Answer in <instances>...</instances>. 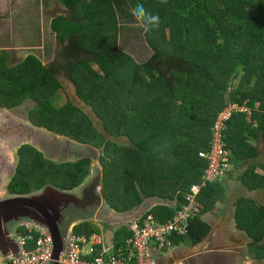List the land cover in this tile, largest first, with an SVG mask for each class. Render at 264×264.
Returning a JSON list of instances; mask_svg holds the SVG:
<instances>
[{
	"label": "trees",
	"instance_id": "16d2710c",
	"mask_svg": "<svg viewBox=\"0 0 264 264\" xmlns=\"http://www.w3.org/2000/svg\"><path fill=\"white\" fill-rule=\"evenodd\" d=\"M55 1L67 9L66 17L49 23L62 45L57 58L45 67L29 55L7 68L1 74L0 99L10 106L32 99L37 103L31 117L35 126L102 148L100 194L110 209L127 213L147 199L177 195L179 209L191 186L201 183L207 164L198 154L209 151L211 127L228 103L249 110L231 113L222 132L231 165L245 168L239 181L246 190L264 189V177L248 165L258 157L253 143L264 141V0ZM137 3L160 17L159 27L148 34L132 15ZM130 28L152 51L142 63L118 47L120 35ZM59 75L73 84L76 98L90 108L103 133L126 138L128 144L105 138L71 102L56 108L58 91H63ZM89 171L88 160L50 163L25 147L16 177L21 181L13 180L7 191L26 196L49 185L72 192ZM224 194L216 184L200 191L202 214L191 220L187 237L173 240L174 247H195L207 237L209 227L200 217L212 212ZM149 214L167 222L175 212L158 207ZM233 220L250 240L252 258L264 262V209L238 199ZM94 232L87 224L74 231L86 236ZM128 236L122 229L118 238L122 242Z\"/></svg>",
	"mask_w": 264,
	"mask_h": 264
},
{
	"label": "built area",
	"instance_id": "2783aa9c",
	"mask_svg": "<svg viewBox=\"0 0 264 264\" xmlns=\"http://www.w3.org/2000/svg\"><path fill=\"white\" fill-rule=\"evenodd\" d=\"M238 107L227 105L216 117L211 127L209 151L198 154L207 164L201 183L191 186L184 195L183 203L167 222H159L152 214H145L131 222L128 227L131 236L121 248L99 249L101 240L97 235L68 234L57 260H53V241L47 229L33 223H21L11 233L17 248L16 257L0 256V264H157L155 253L162 255L172 247L174 239L187 237L191 220L202 214V207L197 201L200 191L208 184H222L224 175L229 173L231 154L224 147L222 132L231 113L248 112L246 107Z\"/></svg>",
	"mask_w": 264,
	"mask_h": 264
},
{
	"label": "rangeland",
	"instance_id": "374dc122",
	"mask_svg": "<svg viewBox=\"0 0 264 264\" xmlns=\"http://www.w3.org/2000/svg\"><path fill=\"white\" fill-rule=\"evenodd\" d=\"M5 4H2L0 2V12L4 13L6 12V8L9 6L11 11H10V16L11 14L14 16L15 14L17 17L15 18V21L17 22L16 29L20 30V27L18 26V23L21 21L24 24H27L26 31L23 32L25 35L23 37V34L21 35V38H19V42L17 45L14 47L16 51V55L19 56L18 58H25L26 55L32 54L36 56V58L45 66L48 67L54 59H56V56L59 53L60 46L58 45V42L56 41L55 37L50 34L49 31V22L52 20L51 17H53L55 14L61 13L60 11L49 8L47 11H41L39 7L42 6V0H5L2 1ZM39 3V6H35L36 4ZM42 9V8H41ZM43 10V9H42ZM20 16L23 17L20 18ZM63 16H67L66 13L63 14ZM35 23V25H33ZM35 29V30H34ZM41 30H43L41 32ZM33 32V33H32ZM21 34L19 32L18 36ZM27 35V36H26ZM27 37V38H26ZM26 38V39H25ZM22 39V40H21ZM118 47L121 50L128 51L133 55V58L138 62L142 63L143 61H146L152 54L151 49L148 47L146 44L144 38L141 36V34L137 33L136 31L132 30L131 28L128 31L123 32L120 35L119 41H118ZM21 48V49H20ZM93 67L96 68V65L91 63ZM58 79L60 80L62 84L63 91H58V97L56 99V102H54L55 107H59L63 105L66 101L71 102L72 104L76 105L79 107L93 122L94 127L96 128L97 131H99L101 134L105 136V138H108L104 133L101 128V124L98 121V119L94 116L90 108L85 106L81 101H79L76 98L75 91L73 84L64 76L59 75ZM236 80L231 84L233 87L236 84ZM227 102H230L227 100ZM228 105H236L234 103H228ZM237 106V105H236ZM238 107V106H237ZM239 108V107H238ZM248 110V109H247ZM222 113V112H221ZM221 113H218L217 117L220 116ZM246 114H249V110ZM16 116V115H15ZM15 118V117H14ZM13 118V115L8 116V120L6 121L7 123H11L13 126L16 123H19V118L16 116V120ZM217 119V118H216ZM215 122V120H214ZM213 122V123H214ZM22 125V124H21ZM111 141H114L118 145L122 144H128V141L126 138H108ZM254 140L250 138L248 142L253 143ZM2 145V143H1ZM253 145L256 146L258 150V157L255 160H251L248 162V165H255L256 170L255 172L258 174H261V176L264 177V141H255ZM97 154L103 153L102 148L100 150H96ZM86 156V155H85ZM102 157V156H101ZM100 157V158H101ZM97 162L99 163V159ZM60 162L62 160L58 159ZM56 162H59V161ZM78 161L76 158H69L65 160V162L68 163H74ZM96 162V163H97ZM92 163V161H90ZM229 172L228 174L224 175V180L228 179L227 177H232L233 179L238 180V178L241 175V169L237 168L236 166L231 165L230 159H229ZM262 166V167H261ZM234 167V168H233ZM100 168V167H99ZM2 170V169H1ZM95 172L91 175L94 176ZM3 176V174H1ZM90 177V176H89ZM89 177L87 179H89ZM90 177V178H91ZM87 179L85 182L81 185H85L87 183ZM90 180V179H89ZM6 182V181H5ZM1 182V184H3ZM7 183V182H6ZM6 183H4L2 187V191H6ZM217 185V184H216ZM222 185V184H221ZM80 186V187H81ZM79 187V188H80ZM78 188V189H79ZM238 190L236 191L235 189L232 191L233 194L228 195V193L225 196V202H228L226 204V208H229L233 204H235L238 199H243L245 198L246 200H251L255 204L256 207H260L264 209V189L259 190V191H254L253 194L250 195V193H247L244 189L241 187L237 186ZM5 190V191H4ZM100 193V191H99ZM6 195V193H5ZM7 196V195H6ZM5 196V197H6ZM232 196H235L232 198ZM79 215H84L87 217H90V214H85L81 211H69L67 213V216L69 219L67 221L73 220V217L79 216ZM65 216V214H64ZM212 218V217H211ZM228 221L229 220H225ZM211 222H214L213 220ZM225 223V222H224ZM220 224L217 225L215 228L214 224H212V229L209 233V238L205 240L196 250L190 251L188 248L180 247L178 249H175V251H171L169 256H171L176 262H180V258H177V255L180 254H185L184 257L182 258H190L191 257V262L193 261L194 264H207L205 262V259L208 258V260H212V263H214V260L217 259V262H227L230 264V261H233L237 255V264H264L263 262H256L254 259H252V254L250 253V249L248 248L247 250V245L249 243V240L244 237L242 234L243 233H234V235H231L228 232V224L227 222L222 225L221 227V232H219L217 229L219 228ZM65 233V230L62 228V234ZM237 248V251H236ZM182 249V250H181ZM223 249V250H219ZM217 251V252H216ZM168 252V251H167ZM212 252H215L218 254V256L221 257V259H218V257H215L216 255L212 254ZM166 255H164L165 257ZM216 258V259H215ZM224 258V260H223Z\"/></svg>",
	"mask_w": 264,
	"mask_h": 264
},
{
	"label": "water",
	"instance_id": "95a60500",
	"mask_svg": "<svg viewBox=\"0 0 264 264\" xmlns=\"http://www.w3.org/2000/svg\"><path fill=\"white\" fill-rule=\"evenodd\" d=\"M22 133L25 135V140L29 144L38 145L43 154H50L59 159L68 155V159L74 157L78 161L93 162L90 175L93 172L95 175L79 188L77 194L45 186L37 193L0 199V256L2 258L16 257L17 248L11 239L12 230L18 224L33 223L47 229L53 241V260H57L63 250L64 239L73 231V220L67 221L69 219L67 213L74 210L90 214V217L81 216L85 223L92 217L94 210L100 209V212L104 210V201L99 194L102 173L96 163L102 153L97 154L96 148L90 145L77 144L69 138H61L58 135H46L38 130L26 133L22 130ZM62 228L65 230L64 234H62ZM161 259L162 256L155 253L157 264L161 262Z\"/></svg>",
	"mask_w": 264,
	"mask_h": 264
},
{
	"label": "flooded vegetation",
	"instance_id": "af4514ba",
	"mask_svg": "<svg viewBox=\"0 0 264 264\" xmlns=\"http://www.w3.org/2000/svg\"><path fill=\"white\" fill-rule=\"evenodd\" d=\"M10 11L11 9L8 6L6 8V12L4 13L0 12V80H1L2 72L6 73L7 68H11L21 63L27 56L32 55V54H28L23 59V58H18L19 56L15 54L17 50L14 47L19 42V38H21V35L23 34V32L26 31L27 24H24L21 21L18 23V26L20 27L19 32H21V34L18 36L19 32L16 29L17 22L15 21V18L17 17V15L15 14L13 16L11 14L10 16L9 15ZM20 18L23 19L22 16H20ZM33 25H35V23H33ZM42 31L43 30H41V32ZM51 35L54 36L53 34ZM24 36L25 35L23 34V37ZM2 66H5L6 68H2ZM10 74L11 73L9 71V77H11V79L14 80V76L16 75H10ZM9 84H11L10 81L7 82V85ZM4 101L11 103V100L9 99H4ZM36 108H37V103L34 100L29 99V98L22 99L18 103H14V105L12 106L8 105L7 103L2 104V100L0 99V199H9V198L14 197L8 193L7 187L18 176L17 172H18V166L20 162V155L22 151L25 150V147H30V149H33L36 153H39L42 156L43 160L48 161L50 163H55V164L68 163V162H60L58 160L59 158H56L50 154H47V155L43 154L39 150L38 145L29 144L25 140L24 138L25 135L22 133V129H21V123H26L30 126L37 127L31 121L32 115L37 113V111H35ZM9 115L11 116L13 115V118L15 117L14 118L15 120L17 116L19 118L18 120L19 123L14 124V126L11 123H7L6 121L8 120ZM37 129H41L46 135H51V134L57 135L54 132L44 127H37ZM58 136L61 138H67L61 135H58ZM68 157H69L68 155H64L60 157V159L67 160ZM57 160L59 162H56ZM1 174H3V176H1ZM3 181L4 183L7 182L6 191L4 190L5 192L2 191V187L4 183L1 184V182ZM16 181H21V180L18 177ZM5 193L7 196L5 195ZM212 254L216 255L215 257H218V259H221V257L218 256L217 253L212 252ZM184 255L185 254L183 253L182 254L179 253V255H177V258H182L184 257ZM161 260L162 261L159 264H178L171 256H167L166 258L161 259ZM184 262L183 264H194V262L193 261L191 262L190 260L189 261L186 260ZM205 262L207 264H228L227 262H225V260L222 263L217 262V259L214 260V263H212V260L211 259L208 260V258L205 259ZM230 264H233V261H230Z\"/></svg>",
	"mask_w": 264,
	"mask_h": 264
},
{
	"label": "crops",
	"instance_id": "0c3cea01",
	"mask_svg": "<svg viewBox=\"0 0 264 264\" xmlns=\"http://www.w3.org/2000/svg\"><path fill=\"white\" fill-rule=\"evenodd\" d=\"M2 1H5V0H0V2L2 4H5ZM40 4H42V6L39 7V8L43 12L49 10L50 7L61 12V13L55 14L53 17H51L52 19L55 18V17L63 16L64 13L67 14V9L64 6H62L60 3L56 2L55 0H48V2H46V3H44V0H42V3H40ZM37 5L39 6V3L36 4L35 6H37ZM21 124H22L21 125V129L23 130L24 133L32 132V130H34V131L38 130V131L43 133V131L41 129H37V127L30 126V125H28L26 123H21ZM88 161L90 162V160H88ZM92 164H93V162L90 163V171H89V176L90 177L92 175V174L90 175V172H92V170H93ZM97 166L100 167L98 162H97ZM99 169L101 171V168H99ZM240 169L242 170L241 171V174H242L245 168H240ZM258 175L261 176V174H259V173H258ZM230 176L227 177L228 179L223 181L222 185L221 184H217V185H221L222 188H223V191L225 193L223 199L221 201H219L215 205V209L212 212H210L208 214H203L200 217V220L202 221V223H204L205 225H207L209 227V232H208L207 237L201 243L196 245L195 247H190V246H186V245H179L177 247H174L173 244H172V247L170 249H168L165 252H163V254L161 255L162 259H164L167 256H169L171 251L173 252V251H175V249H178L180 247H184L186 249L188 248V250H190V251L191 250L194 251L197 248L201 247L200 245L205 240H207L209 238V233H210V231L212 229V224H214L215 228L217 227L218 224H220V226H219V228L217 230L219 232H221L222 225L224 226V224L227 222V224H228V226H227L228 232L231 235H234V233H242V232H239L236 229L235 223H234V220H233L234 204L232 206H230L229 208H226V204L228 202L224 201L225 200V196H226L227 193H228V195L233 194L232 191L234 189L237 191L238 190L237 186H239L242 189H244L245 191H247V193H250V195L253 194L254 191L250 192V191L246 190L241 185V183L239 181V178L237 180V178L233 179ZM90 177H89V179H91L93 176L91 178ZM89 179H87V181ZM78 190L79 189L73 190L72 191L73 194H77ZM100 191H101V188H100ZM100 197H101V194H100ZM177 197H178V195L175 196L173 199H170V200H163V199H159V198L147 199V200L144 201V203L141 206H139V207L133 209L132 211L127 212V213H117L114 210L110 209L107 206V204L105 203V201L103 200V198L101 197V200L104 201V206H103L104 210H103V212H100V209L99 210H94L93 213L91 211L92 217L89 218V220H87L85 223H83V221L81 219L82 215L73 217V231H72V233H73V235L88 237V236L83 235V234L79 235V234H75L74 233V231H75V229L77 227L87 224V225H90L91 227L94 228L95 232L93 234H91V235H97L100 238V240H101V246L99 247V249H101L102 247H104V248H121V247L124 246V242H126V240L131 236L130 232L128 231V229H129L128 227L130 226L131 222H133V221H135L137 219H140L145 214L150 213V211H152L153 209L158 208V207H166V208L172 210L173 212H175L177 210V208H178V205H179ZM234 197L235 196H232V198H234ZM243 199H245V198H243ZM226 219L229 220V223H228V221H225ZM212 220L214 222H211ZM122 229L124 231H126L129 236L127 238H124L123 241L121 242V240L118 237H119V232ZM242 235L247 238V236L244 233ZM117 241H119V243L121 242V244L118 243L119 244L118 245ZM249 245H250V240H249V243L247 245V250L249 248ZM219 250H223V249H219ZM236 251H237V248H236ZM164 255H166V256L164 257ZM238 256L239 255H237V257L233 260V264L237 263ZM186 260H188V261L190 260L191 261V257L190 258H186V259L185 258H180V262H176V263L183 264V262L186 261Z\"/></svg>",
	"mask_w": 264,
	"mask_h": 264
},
{
	"label": "clouds",
	"instance_id": "9594fccd",
	"mask_svg": "<svg viewBox=\"0 0 264 264\" xmlns=\"http://www.w3.org/2000/svg\"><path fill=\"white\" fill-rule=\"evenodd\" d=\"M132 15L143 28L144 34H148L154 29H157L160 25L159 15L158 14L154 15L151 12H149L142 3H137L135 5Z\"/></svg>",
	"mask_w": 264,
	"mask_h": 264
}]
</instances>
